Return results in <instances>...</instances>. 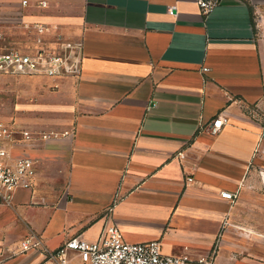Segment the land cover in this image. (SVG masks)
<instances>
[{
	"label": "crops",
	"instance_id": "crops-1",
	"mask_svg": "<svg viewBox=\"0 0 264 264\" xmlns=\"http://www.w3.org/2000/svg\"><path fill=\"white\" fill-rule=\"evenodd\" d=\"M26 1L0 0L4 42L68 43L79 71L2 77L17 126L55 135L14 150L35 176L0 200V264H56L21 251L29 234L55 250L111 225L192 263L264 264V0Z\"/></svg>",
	"mask_w": 264,
	"mask_h": 264
},
{
	"label": "built area",
	"instance_id": "built-area-1",
	"mask_svg": "<svg viewBox=\"0 0 264 264\" xmlns=\"http://www.w3.org/2000/svg\"><path fill=\"white\" fill-rule=\"evenodd\" d=\"M203 16L214 11L221 0H193ZM22 0V4H26ZM205 70V68H204ZM79 71V53L74 46L60 43L58 50L47 45L29 52L8 47L0 27V85L4 75L44 74L56 76L74 74ZM225 118L218 115L211 121L210 131L215 133L224 124ZM54 132H33L17 124L0 122V200L10 203L18 189L32 187L35 176V161L29 157L15 156L14 150L40 137L46 139ZM192 179L189 178L188 181ZM221 196L233 201L237 193L224 191ZM22 252L39 250L56 264H213L211 256H202L192 263L186 256L167 255L162 252L161 243L151 240L142 243H128L118 227L111 225L103 230L94 241L78 236L67 239L55 250H50L40 236L29 234L21 240Z\"/></svg>",
	"mask_w": 264,
	"mask_h": 264
},
{
	"label": "rangeland",
	"instance_id": "rangeland-1",
	"mask_svg": "<svg viewBox=\"0 0 264 264\" xmlns=\"http://www.w3.org/2000/svg\"><path fill=\"white\" fill-rule=\"evenodd\" d=\"M261 38L264 37L262 34L264 32H257ZM6 44V42H5ZM8 47H14V48H19L17 47L16 45H9V44H6ZM14 88V87H13ZM12 88V86H10V91L12 92V98H10L9 100V104L4 102L5 105H2V93H3V90H7V88H3L1 87L0 85V122H3V123H7V124H18V121H17V111L14 110V106L12 104V102H16V99H17V95H16V90H14ZM5 100V98H4ZM7 101V100H6Z\"/></svg>",
	"mask_w": 264,
	"mask_h": 264
}]
</instances>
